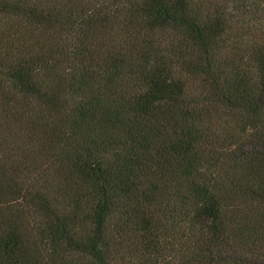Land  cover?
Segmentation results:
<instances>
[{
  "label": "trees",
  "instance_id": "16d2710c",
  "mask_svg": "<svg viewBox=\"0 0 264 264\" xmlns=\"http://www.w3.org/2000/svg\"><path fill=\"white\" fill-rule=\"evenodd\" d=\"M0 264H264V0H0Z\"/></svg>",
  "mask_w": 264,
  "mask_h": 264
}]
</instances>
